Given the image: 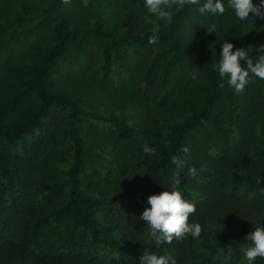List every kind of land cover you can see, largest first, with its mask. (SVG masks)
Masks as SVG:
<instances>
[{"label": "trees", "instance_id": "obj_1", "mask_svg": "<svg viewBox=\"0 0 264 264\" xmlns=\"http://www.w3.org/2000/svg\"><path fill=\"white\" fill-rule=\"evenodd\" d=\"M203 2L168 22L144 0H0V264H139L145 250L248 264L245 237L264 225V80L237 92L218 64L226 40L264 55V19L240 21L227 0L201 15ZM173 156L203 231L157 245L140 216L172 190Z\"/></svg>", "mask_w": 264, "mask_h": 264}, {"label": "clouds", "instance_id": "obj_2", "mask_svg": "<svg viewBox=\"0 0 264 264\" xmlns=\"http://www.w3.org/2000/svg\"><path fill=\"white\" fill-rule=\"evenodd\" d=\"M87 6V0H84ZM186 5H201V0H144V7L152 16L161 20L171 22L173 8L182 10ZM227 9H231L236 18L246 21L249 14H255L264 19V0L254 3V0H227ZM224 0H204L202 6L197 11L203 15L211 13L213 15H224L226 12ZM147 19V18H146ZM153 35L149 38L150 44L158 42L157 33L159 27H153ZM207 33H216L218 25L213 23L207 29ZM233 44L227 40L221 44L220 60L218 72L221 77H228V84L237 92H242L248 83L251 73L257 78L264 80V55L253 61L250 58V48H240L233 51ZM264 51V47H260ZM243 62V63H242ZM145 154H155V149L147 143L143 146ZM182 151L187 152L184 148ZM171 162L176 166V179L172 184V190L150 195L147 199L148 207L142 212L140 219L147 224L149 235L157 244L171 243L175 239H183L186 236L199 238L203 228L197 222H190V216L195 213L196 206L183 196L178 189L179 170L185 166V161L178 156H173ZM192 175L196 174V169H189ZM250 242L244 249V259L248 264H253L257 258H264V225L256 226L254 231L245 237ZM170 258L167 255H157L154 252L145 250L139 258V264H169ZM175 264V261H171Z\"/></svg>", "mask_w": 264, "mask_h": 264}]
</instances>
